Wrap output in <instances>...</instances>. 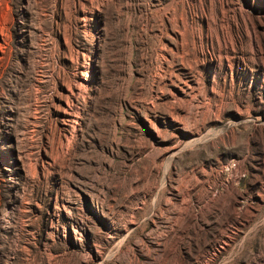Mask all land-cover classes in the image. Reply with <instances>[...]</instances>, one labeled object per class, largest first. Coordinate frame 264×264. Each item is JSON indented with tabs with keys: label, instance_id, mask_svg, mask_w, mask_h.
<instances>
[{
	"label": "rangeland",
	"instance_id": "rangeland-1",
	"mask_svg": "<svg viewBox=\"0 0 264 264\" xmlns=\"http://www.w3.org/2000/svg\"><path fill=\"white\" fill-rule=\"evenodd\" d=\"M0 264H264V0H0Z\"/></svg>",
	"mask_w": 264,
	"mask_h": 264
}]
</instances>
